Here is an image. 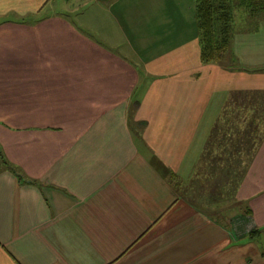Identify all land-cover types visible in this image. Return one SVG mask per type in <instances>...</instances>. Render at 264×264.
Listing matches in <instances>:
<instances>
[{"label":"crops","instance_id":"obj_1","mask_svg":"<svg viewBox=\"0 0 264 264\" xmlns=\"http://www.w3.org/2000/svg\"><path fill=\"white\" fill-rule=\"evenodd\" d=\"M65 1L0 0V155L23 177L0 162V264H264V140L236 191L250 218L214 220L194 182L264 72L200 63L193 0ZM255 31L231 42L248 69Z\"/></svg>","mask_w":264,"mask_h":264},{"label":"trees","instance_id":"obj_2","mask_svg":"<svg viewBox=\"0 0 264 264\" xmlns=\"http://www.w3.org/2000/svg\"><path fill=\"white\" fill-rule=\"evenodd\" d=\"M193 4L198 31L200 63L218 65L224 70L235 69L244 73L264 72V66L255 69L242 67L230 50L234 35L251 33L256 30V25L251 27V23H257V21L252 22L253 19H257L259 22V19L264 17V0H193ZM236 10H240L245 15L246 21H241V18L234 21L233 12ZM236 23L239 26H246V28L239 32L234 31ZM221 113L224 115V120H222ZM238 117L241 119L237 120ZM229 118L231 122L226 121ZM217 119L221 124L219 122L214 124V129L211 132L212 137H208L206 145L211 148L208 150L209 152L215 147V144L222 145V147L225 145L222 158L213 160L214 169L219 171V176L215 180H211L212 177H210L203 183L200 180L194 181L195 187L201 191L207 190L208 196L212 197L211 206H214L216 210L219 208L218 203L225 198L222 197L224 189L227 188L226 190L231 191L234 199L257 149L264 140V90L230 92ZM234 127L241 131L238 132L233 129ZM228 128L232 132H236V137L227 136ZM208 151L207 153L210 154ZM218 160H221L222 164L217 163ZM202 161L204 162L203 166L207 159L202 158ZM0 162L16 178L23 179L19 171L7 163L1 155ZM32 184L35 183L32 182ZM224 200L226 201V199ZM240 204L243 207L240 214L250 218L251 212L248 206L245 203ZM259 232V229H252L248 232L247 237L252 239Z\"/></svg>","mask_w":264,"mask_h":264},{"label":"rangeland","instance_id":"obj_3","mask_svg":"<svg viewBox=\"0 0 264 264\" xmlns=\"http://www.w3.org/2000/svg\"><path fill=\"white\" fill-rule=\"evenodd\" d=\"M57 4L62 9L64 7V5H67V1H65V0H58ZM85 4H86V1H85ZM233 13H234V21L235 20H238V18H241V21H244V20L246 21V19H245L246 17L244 18L245 15H243V13L240 10H236ZM255 21H257V23H251V25H252L251 27H254L256 25V28L257 29H256V31L254 33H256L258 31L257 32L258 34H252V35H254V36L258 35L257 36L258 39L260 40L261 43L264 44V17L263 18H260L259 19V22H258L257 19H253L252 22H255ZM244 28H246V26L245 27L244 26H239L238 23H236L235 24V27L233 28V30L239 32V31H242ZM243 32H245V31H243ZM223 63H225V62L223 61ZM222 108H223V106L221 107V110H222ZM221 110H220V112H221ZM220 112L218 113L216 119L214 120V123H212L213 124L212 127L214 126V124L216 122L217 123L219 122V119H217V118H218ZM221 115H222V120H224L223 113H221ZM240 119L241 118H239V117L237 118V120H240ZM226 121L231 122L230 118L228 120H226ZM219 124H221V123L219 122ZM132 127L134 129H137V126L135 124H133ZM239 127L241 128V126H239ZM229 128H230V126H229ZM229 128H228V130H226L227 136L230 135L232 138L236 137V132H232L231 129H229ZM213 129L214 128H212L211 130H213ZM233 129L237 130L238 132L241 131L237 127H234ZM210 136L212 137V134L211 133H209L208 137H210ZM208 137L206 138L203 151L201 152V155H200V158H201L200 159V163H198L199 166L197 165V167L199 168L200 166H202V164H204V162L202 161V158L207 159V161H206L205 165H203L201 168H199V169L197 168L196 169V167H195L194 172H196L197 170H199L200 172H203L206 176H209V178L212 177V180H215L219 176V174H218L219 171H217V169H214L213 160L215 158H220V157L222 158L223 151L225 149V145H224V147H222V145H219L218 146V145L215 144V147L211 150V152H209L208 150H210L211 148L207 147V145H206L207 144V141H208ZM224 137H226V136H224ZM239 137H241V136L239 135ZM215 148H217V149H215ZM207 151L210 154H208ZM217 163L222 164V161L221 160H218ZM193 175H192V177H193ZM183 184H185V182ZM226 189H224V191H223L224 193H222V197H225V198H223V200L226 199V201L225 200L224 201L221 200V202L218 203L219 210H214L215 213H214V218L213 219L214 220H217V221H219L221 223H223V222L224 223H227L229 221H231V222L232 221H236L235 220V218H236L235 216L237 214H240V212L242 211L241 209H243V207H241L242 205L239 203V201L236 198V194H235V197H234L235 200H234L232 198L233 197L232 192L229 191V190H226ZM211 200H212V197L211 196H208V195L205 198L200 199V201L208 204L209 208L212 207L211 206ZM247 236H248V234H247Z\"/></svg>","mask_w":264,"mask_h":264}]
</instances>
